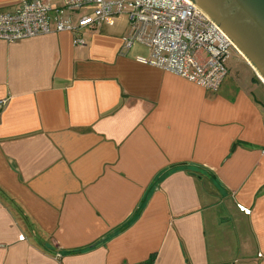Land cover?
I'll list each match as a JSON object with an SVG mask.
<instances>
[{"label": "crops", "instance_id": "obj_1", "mask_svg": "<svg viewBox=\"0 0 264 264\" xmlns=\"http://www.w3.org/2000/svg\"><path fill=\"white\" fill-rule=\"evenodd\" d=\"M128 32L0 39V264H264V84L207 91Z\"/></svg>", "mask_w": 264, "mask_h": 264}, {"label": "built area", "instance_id": "obj_2", "mask_svg": "<svg viewBox=\"0 0 264 264\" xmlns=\"http://www.w3.org/2000/svg\"><path fill=\"white\" fill-rule=\"evenodd\" d=\"M61 2V8L53 9L48 0H26L14 10L0 13V39L14 42L52 32L75 33L127 15L129 32L123 47L128 50L136 43L147 46L150 65L211 92H217L228 75L225 62L234 49L232 43L189 0ZM74 44L83 45L84 41L75 37ZM4 104L6 100L0 101V106Z\"/></svg>", "mask_w": 264, "mask_h": 264}, {"label": "water", "instance_id": "obj_3", "mask_svg": "<svg viewBox=\"0 0 264 264\" xmlns=\"http://www.w3.org/2000/svg\"><path fill=\"white\" fill-rule=\"evenodd\" d=\"M230 40L264 84V0H189Z\"/></svg>", "mask_w": 264, "mask_h": 264}, {"label": "rangeland", "instance_id": "obj_4", "mask_svg": "<svg viewBox=\"0 0 264 264\" xmlns=\"http://www.w3.org/2000/svg\"><path fill=\"white\" fill-rule=\"evenodd\" d=\"M226 67L230 73L231 77H236L238 74H243L247 76L251 75V72H254L249 65H247L246 61L242 58V56L235 50H231V56L226 59Z\"/></svg>", "mask_w": 264, "mask_h": 264}, {"label": "trees", "instance_id": "obj_5", "mask_svg": "<svg viewBox=\"0 0 264 264\" xmlns=\"http://www.w3.org/2000/svg\"><path fill=\"white\" fill-rule=\"evenodd\" d=\"M127 226H128V224L124 225L121 229H124V228H126Z\"/></svg>", "mask_w": 264, "mask_h": 264}]
</instances>
